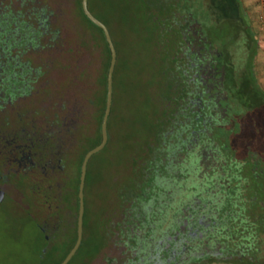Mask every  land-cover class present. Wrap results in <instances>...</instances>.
<instances>
[{
    "label": "flooded vegetation",
    "instance_id": "obj_1",
    "mask_svg": "<svg viewBox=\"0 0 264 264\" xmlns=\"http://www.w3.org/2000/svg\"><path fill=\"white\" fill-rule=\"evenodd\" d=\"M229 5L230 11L220 12L201 2L195 9L202 13H180L173 20L181 36L177 46L169 45L170 52L177 50L174 83L155 156L157 178L166 175L169 189L153 195L143 225L136 218L122 235L116 230L130 255L124 264H264V93L254 85L252 23L241 20L242 30L234 2ZM10 9H24L25 17L35 12L27 19L39 25L48 15L58 23L62 0H0V20L9 18ZM8 26L0 24V208L16 202L38 220L43 262L78 236L76 164L92 130L77 97L64 103L61 93L48 99L41 92L45 79L28 71L31 44L11 45V35L21 31ZM240 31L250 50L245 66L236 67L231 52ZM56 51L50 56L58 58ZM20 66L25 74L16 76Z\"/></svg>",
    "mask_w": 264,
    "mask_h": 264
},
{
    "label": "trees",
    "instance_id": "obj_2",
    "mask_svg": "<svg viewBox=\"0 0 264 264\" xmlns=\"http://www.w3.org/2000/svg\"><path fill=\"white\" fill-rule=\"evenodd\" d=\"M127 1L125 9L127 13L125 12L122 17L115 15L111 19L106 14L109 10L108 1L98 0L96 11L93 4L94 0H89L90 11L108 26L117 49L113 105L108 122L109 140L102 151L111 149L113 145L116 146V149L113 152L115 161L104 164L105 168L111 169L109 175L105 174L104 177L102 174H96L92 167L95 156L88 165L85 184L84 237L80 248L73 257L75 259L77 255H80L82 257L80 264H92L111 243L112 235L116 234V230L122 235L124 233L123 228L124 230L130 228L124 226L125 224L133 223L137 218V222L143 225L144 220L149 215L146 207L151 203L153 195L159 192V195L163 196V192L169 189V185L166 183V175L163 174L157 178L155 156L161 150L159 143L167 125L164 109L169 99L168 89L174 83L170 72L174 65L172 55H177L176 49L178 48L175 49L176 51L170 52L169 45L177 46L181 36L179 29L174 27L172 23L173 20L177 19V14L193 11L196 6L195 0ZM231 1L234 2L237 10L239 9L240 19L245 22L251 21V17L246 13L241 0H202V6L205 2L209 9L212 6L211 10L227 12L228 7L225 8L221 4ZM227 6L230 5L227 4ZM67 12L70 13L67 19L61 17L58 23H53L48 15L40 19L43 23L39 25L36 24L38 19L36 21L34 17L31 21L27 19L35 12H31L29 16L25 17L24 9H16L15 11L10 9L7 14L9 18L2 19L0 22H3L5 27H9L8 25L11 24L16 34L21 31L20 36L11 33V45L31 44L32 56L28 71L31 78L42 77L45 79V86L41 88V92H45L48 99L52 93H61L64 103H71L72 98H67V92L71 87H74L75 91L72 96L77 97L80 105L87 108L85 113L88 112L89 129L92 130V133L79 147L76 164L77 178L74 185L77 194L84 156L102 140L101 125L106 107L111 51L102 28L85 15L82 0H74L73 6ZM46 13H52V10L47 9ZM68 22H71L70 24L76 28L77 32L65 36L64 32L71 29ZM110 22H115L119 30L123 25L128 29L127 34L133 37L132 41H128V45L131 44L133 47V43L135 44V48H133L134 59L131 57L127 59L128 55L125 56L120 52L118 46L121 43L117 39L115 40ZM44 29L47 30L48 37L45 43L42 36ZM4 34L1 33L0 37H4ZM42 48L46 50V60L48 61L45 69L39 61V56L43 52ZM54 48L57 50L58 58L50 56ZM258 48L257 38H254L255 56ZM84 50L88 51L90 60L86 66L80 68L78 59ZM138 56L143 59L138 60ZM129 60L136 69H141V71L139 69L140 76L134 75L136 79L131 75H128V80L125 78L124 72L127 73L130 67ZM142 60L147 66L146 70L141 64ZM148 67H150V72L147 71ZM19 68L22 70L14 74L23 76L25 74L24 68L23 66ZM54 72L55 76L53 77ZM253 76L255 80V70ZM175 84L178 85L177 77H175ZM258 89L257 91L261 93V90ZM156 91L160 96L155 99ZM137 94L138 100L143 106L140 125L135 122H128L131 133L125 137L126 143L123 144L120 128L122 122L121 120L117 121V98L126 95L129 97L130 103L135 104ZM134 127H138L136 132ZM92 206L96 211L95 216L90 212ZM76 208L78 209V199H76ZM115 220L116 222L113 224ZM76 239L75 233L61 257L51 264H60L73 248ZM73 259L68 264H72ZM205 264H231V261H209Z\"/></svg>",
    "mask_w": 264,
    "mask_h": 264
},
{
    "label": "rangeland",
    "instance_id": "obj_3",
    "mask_svg": "<svg viewBox=\"0 0 264 264\" xmlns=\"http://www.w3.org/2000/svg\"><path fill=\"white\" fill-rule=\"evenodd\" d=\"M67 0H62V9L59 10V13H62V17L67 19L68 15L70 14L67 11H70L71 7H69L65 2ZM108 1V12L106 13L108 18L113 19L115 15L118 17H122L123 14L127 11L126 3L127 0H106ZM243 6L246 9V13L251 17V22L254 32L255 38H257L258 46L257 54L255 56V63H254V70H255V89L257 91L261 90V93H264V0H241ZM202 0H195V5H200ZM98 0H94V6L97 11L98 8ZM229 4V3H228ZM225 5V3L221 4ZM226 6V5H225ZM227 10L230 11L231 7L227 6ZM194 9V8H193ZM200 10V9H199ZM197 8L194 9V13L199 11ZM110 11V12H109ZM238 14L240 15L239 9L237 10ZM206 16V15H205ZM239 18V17H238ZM240 19V18H239ZM68 22L69 29L68 32H64L65 36H69L72 32L76 33V28ZM111 23V22H110ZM242 30H244L243 21L239 22ZM113 27V35L115 40L117 39L121 44H119V50L123 53V55H128L127 59L131 57V59L135 58V52L133 48H135V44L133 43V47L131 44L128 45V41H132L131 36L127 34L128 29L125 25L118 29V25L115 22L111 23ZM217 31V30H216ZM245 32V31H244ZM243 31L239 32L236 37L237 40L235 41L234 48L231 52L232 55V62L233 65L236 67H243L245 66L247 59L249 48L247 46V40L245 39V33ZM214 34H217L214 32ZM130 52H132L130 54ZM139 59H143L142 57L138 56ZM90 60V56L88 51H83L81 53L80 59H78V66L83 67L86 66ZM143 68L146 70V65L141 62ZM130 66V67H129ZM129 71L124 72L126 74V80H128V75L131 77L138 74L139 76L140 71L136 69L134 64L129 60ZM142 68V69H143ZM150 67L147 68V71ZM143 69V71H144ZM249 69V68H248ZM242 71V69H241ZM79 72V67H78ZM77 72V73H78ZM147 74V73H146ZM148 75V74H147ZM55 76V72L52 75ZM135 77V76H134ZM136 79V77H135ZM257 84V85H256ZM142 89V87H141ZM74 87H71L70 90L67 92V98H72L74 93ZM142 91V90H141ZM135 104L130 103V99L126 95H121L120 98H117V114L118 118L117 121L121 120L122 125L121 128V139L122 143L125 144L126 140L125 137L128 133H131V127H128V122H135L136 124L140 125L139 121L141 120L142 116V103L138 100V94L135 96ZM88 112L85 114L87 115ZM259 113V111H258ZM261 114L264 116V106L261 108ZM258 116V114H256ZM255 117L254 119H257ZM250 124L249 119L245 121ZM247 125V126H248ZM135 132L138 127H134ZM116 149V146L113 145L111 149L107 151H100L99 153L95 154V158L93 160V169L96 171V174H102L105 177L106 175L110 174L111 169L109 167L105 168V162L110 163L114 162L115 156L113 152ZM93 156V157H94ZM92 157V158H93ZM109 165V164H108ZM94 206L90 208V212L92 215L95 216L94 213ZM37 219H34V216H30L29 212L24 210L20 205L16 202L10 205H4L0 208V264H51L53 263L60 255H62V250L58 254H53L49 256L45 261H41L40 254L45 246V241L43 239L42 233L40 232ZM116 222L113 221V224ZM120 236L114 234L111 238V243L101 252V254L92 262V264H124L127 257L130 255L126 253L125 249H122L121 244H118L120 241ZM73 259V258H72ZM82 257L77 255L75 259H73L72 264H80Z\"/></svg>",
    "mask_w": 264,
    "mask_h": 264
},
{
    "label": "water",
    "instance_id": "obj_4",
    "mask_svg": "<svg viewBox=\"0 0 264 264\" xmlns=\"http://www.w3.org/2000/svg\"><path fill=\"white\" fill-rule=\"evenodd\" d=\"M82 7L85 15L97 26L102 28L107 43L109 45L110 51H111V62L108 70V78H107V97H106V107L103 115L102 125H101V134H102V140L100 144L95 146L94 148L90 149L86 155L84 156L82 166H81V175H80V185H79V213H78V236L77 240L73 246V248L70 250V252L67 254L65 259L60 264H68L72 258L77 253L78 249L81 246L83 235H84V212H85V201H84V188H85V182H86V176H87V168L88 163L91 160V158L102 151L106 144L108 143V122L109 117L112 110L113 105V84H114V72L115 67L117 64V49L114 44L113 37L111 35L110 29L108 26L99 20L94 14L89 10L88 7V0H82Z\"/></svg>",
    "mask_w": 264,
    "mask_h": 264
}]
</instances>
